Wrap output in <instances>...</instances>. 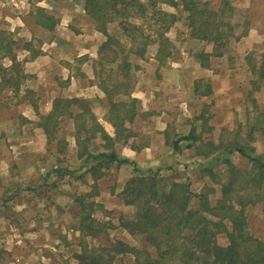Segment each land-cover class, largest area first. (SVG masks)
Listing matches in <instances>:
<instances>
[{
    "label": "rangeland",
    "instance_id": "1",
    "mask_svg": "<svg viewBox=\"0 0 264 264\" xmlns=\"http://www.w3.org/2000/svg\"><path fill=\"white\" fill-rule=\"evenodd\" d=\"M203 1L211 8L225 3L236 9L228 20L236 24L234 34L237 38H229L226 46L221 48L194 39L185 21L186 13L180 7L163 5L164 10L174 12L178 17L167 33L172 41V56L155 68L148 61L155 56L156 45L150 46L144 59L133 58L132 62L138 65L132 80L136 83L135 76L142 78L149 72L168 76L170 101L161 107L155 105V108H165L170 118H179L181 114L191 118L192 133L196 138L186 141L187 150L180 148L166 155L167 147L171 149L170 142L176 136L174 125L180 121L168 122L165 129L168 136L164 138L168 144L163 149L165 157L158 163L162 166L156 171L187 177L194 192H207L213 188L215 192L210 195V201L214 203L220 196V183L228 178L229 164L250 172L248 159L237 151H229L230 145H239L251 156L264 161V76L258 77L260 71L264 74V0H251L253 4L248 7L242 6L244 0H237L235 6L232 0ZM37 7L45 8L55 18L57 23L53 31H42L36 23ZM82 10L80 0H17L16 4L0 0V45L4 39L15 42L10 55L3 57L4 50L0 51V64L10 68L13 65L10 57L15 55L14 63H18L23 74L19 92H14L11 85L2 84L0 74V264H77L73 255L81 251L82 242L97 243L78 229L82 217L81 202L93 203L86 208V216L103 223L111 222L106 224L109 237L105 238L120 239L140 248L144 245L141 237H133L118 226L119 216L132 213L118 195L123 188L117 183L118 168L109 166V173H105L108 176L98 183H89L87 171L78 168L80 165L75 159L78 148L73 144L72 122L63 120L49 142L44 131L36 125L39 114L45 113L50 96H62V74L55 71L56 64L61 66L64 58L73 60V64L90 59L89 52L82 53L84 49L89 50L84 34H92L95 24L85 12L82 15ZM15 15L21 18L18 26L8 19ZM61 27L69 31L62 32ZM146 28L150 31L153 27ZM252 28L254 31L250 32ZM108 31L111 34L118 31L120 35L115 23L109 25ZM241 33L242 36L249 34V40L241 43ZM63 36L74 40L73 48L62 44ZM99 38L105 40L101 32ZM26 42H29L31 52L38 50L50 55L55 63L50 66V71L41 75L24 74V61L30 57V51L24 49ZM98 42L93 45V54ZM219 53L222 55L218 56ZM209 59L215 63H210ZM174 72L186 79L195 78L194 94H187L184 88L181 94L178 93L181 91L178 81L169 76ZM14 74L8 69L5 78L15 77ZM217 74L222 76L215 80L214 91L210 76ZM182 82L185 84L186 81L181 79V85ZM90 100L92 107L99 103ZM184 101L190 103L182 106ZM148 120L131 127L137 132L132 145L137 140L142 141L149 131L154 133L158 124L151 125V119ZM182 125L184 128L178 126V130L183 133L187 122ZM60 140H65L67 145ZM174 153L177 154L175 159ZM62 166L66 168L62 169ZM111 186L114 188L109 194ZM245 215L248 231L264 242V204L258 202L246 206ZM226 240L224 233L217 236L220 244H225ZM132 261L131 255L118 254L113 264H131Z\"/></svg>",
    "mask_w": 264,
    "mask_h": 264
},
{
    "label": "trees",
    "instance_id": "2",
    "mask_svg": "<svg viewBox=\"0 0 264 264\" xmlns=\"http://www.w3.org/2000/svg\"><path fill=\"white\" fill-rule=\"evenodd\" d=\"M80 1L85 13L94 22V28L105 36L98 48L93 73L105 94L109 107L107 119L115 129V139L99 123L91 109V100L85 98L55 97L51 110L39 114L36 125L44 131L49 142L60 123L70 120L78 155H85L86 174L90 172L97 179L100 176L96 173L97 169L127 163L112 151L92 154L88 143L99 136L104 141V149H108L112 140L127 141L129 136L125 135L128 131L125 123L133 121L135 100L117 101L115 97L128 94L132 89V74L138 65L132 62L133 58L144 59L153 45H156L154 57L160 65L172 56V41L167 33L178 17L162 6L180 7L186 13L185 21L191 37L219 48L226 46L229 38H237L234 34L236 24L228 20L236 9L225 3L211 8L203 0ZM36 16V23L41 28L48 31L54 29L57 22L44 8L37 7ZM112 23L117 25L120 35L118 31L115 34L108 31ZM149 26L153 27L150 31L146 28ZM14 43L12 40H2L0 51L4 50L3 57L11 54ZM28 45L29 42H26L24 49L30 51V57H36L38 50L31 52ZM221 55L219 53L218 56ZM11 56L13 65L10 68L0 64L1 82L7 87L11 85L14 92H19V80L23 74L18 63H14L15 55ZM203 66L207 67V64ZM8 69L15 73V77L5 78ZM263 76L260 71L258 77ZM33 108L36 109L35 106ZM195 138L191 131L173 141V149H178V141ZM60 142L67 145L65 140ZM229 151H237L246 157L250 172H243L229 164L228 178L220 183V196L214 203L210 201V195L215 192L213 188L207 192H194L185 176H169L167 171L165 174L152 169L144 172L136 167L133 169L132 177L118 194L132 213L119 216L118 226L133 237H141L144 241L142 248L120 239L105 238L109 237L106 224L110 225L111 222L103 223L86 216V208L93 206V203L81 202L82 217L78 229L82 235L91 237L97 243L82 242L81 251L73 255L77 264H113L118 254L131 255V264H264V242L248 231L245 215L246 206L258 202L264 204V161L251 156L236 144L230 145ZM221 233L227 239L225 244L217 241Z\"/></svg>",
    "mask_w": 264,
    "mask_h": 264
},
{
    "label": "crops",
    "instance_id": "3",
    "mask_svg": "<svg viewBox=\"0 0 264 264\" xmlns=\"http://www.w3.org/2000/svg\"><path fill=\"white\" fill-rule=\"evenodd\" d=\"M237 0H232V3L235 6V2ZM245 2L242 4L243 7H248V6H252L253 2L251 0H244ZM251 2V4H250ZM255 5V4H254ZM264 7V6H263ZM43 8V7H41ZM25 9V8H24ZM257 10V8H255ZM44 10L46 11V9L44 8ZM20 12V11H19ZM47 12V11H46ZM84 9L82 10V15L85 14L84 13ZM86 16V15H85ZM8 19H10V21H12L13 24L15 25H20L19 23H21V18L17 15L9 17ZM84 19V18H83ZM87 19V18H86ZM87 21V20H86ZM94 26H92V34H84V36L86 37V44L85 46L89 48V50L87 51V49H84V52L82 53H88L89 55L88 57H90L89 60H82V63H76L73 64V60L69 59V58H64L62 59V65H58L56 64V70L58 73L60 72L62 74V97H66V98H71V97H79V98H85V99H92V100H98L99 103L98 104H94V107H91L92 111L94 112V114L96 115L99 123L102 125V127L104 128V130L107 132V134L115 139V129L113 127V125L111 124V122L107 119L108 115H109V107L106 101V97L104 92L100 89V87L98 86V80L94 77V73H93V68L94 66H96V62L98 59V48L100 46V44L104 41L103 38H99L100 32H98L95 28H93ZM62 28V32L65 30L66 32L69 31L68 28ZM55 29V28H54ZM73 29V28H72ZM13 31V28L11 29ZM42 31H44V29H41ZM46 32H50L48 30H45ZM53 31V30H52ZM78 31V30H76ZM254 29H250V32H253ZM249 33V31H248ZM78 35H81V33H78ZM252 34H250L251 36ZM98 37V40H97ZM64 39H62V44H65L68 47H71L74 43H73V39L71 38L70 40L68 38H66V36H63ZM96 38L95 41H100L98 43H96L95 45V51L94 54L92 53L93 51V45L95 44L94 39ZM66 39V40H65ZM243 40V42L241 41ZM241 43H244L246 41L249 40V34L242 36L241 39ZM61 42V40H60ZM73 48V46H72ZM78 48V47H77ZM45 51V50H43ZM77 57H80L79 55ZM78 60V59H76ZM213 60V59H212ZM211 59H209L210 63H215L213 62ZM95 61V62H94ZM94 62V63H93ZM148 63L150 65L155 66V68L158 67L159 63L158 61L155 59V57H150ZM55 63H53V60L50 58L49 54H46L45 52L41 54V52L36 56V57H29L28 60L24 61V67H22V69L24 68V74H45L47 71H50V66L53 65ZM97 68H99L97 66ZM170 77H172V79L177 80L178 81V88H181V91H179L178 93H182V89H186V93L190 94H194L195 93V89L193 84L195 81L194 77H188V79H186L187 77H183L182 75H180L179 73H172L169 75ZM218 76H222L221 74H217L214 76H210L211 78V85L213 83V88L212 90L216 91V85H215V80L219 79ZM133 77V76H132ZM136 79V83L131 82L133 84L132 89L129 90L128 94H122V95H118L117 97H115V100L117 101H125V102H129L131 99H133L134 102V118L133 121L131 123L126 122L125 123V128L128 129L127 132H125V135H128L129 137L127 138V141H123V140H112V144H110L111 146L108 149H104V141H102L100 139L99 136H97L96 138L92 139L90 141V143H88V148L89 151L92 154L98 153L100 151H112L119 159H125L127 160V163L121 164L119 165L118 168V178H117V183L118 185H124L133 175V169L135 168V165L137 168H141V169H145L142 171H147L148 169H152V170H158L161 168L162 164L158 165L159 162L163 161L165 155V151L163 150L166 145V143L168 144L167 140L165 141L164 138H166V136H168V133H165V129H167L168 127V122L170 123V121H175L178 122L180 121V123H177L174 125V127H176V136L175 139H172L170 142V146L171 149L169 147H167V149L169 151H167V154L169 156V154L172 151H177L180 148L183 150H187L186 147L187 146V142L188 140H181L178 141V149L174 150L173 149V141H176L179 137L181 136H186L188 135L191 131L193 132V126H192V119L189 117L184 118V114H181L179 116V118L174 119L169 117L168 114V110H166L165 108H161V110H157L155 108L156 106H162V104H167V102L170 101V96L168 95V92H170V85L166 82L168 80V76L166 74H157V73H146L142 76V78H137L135 76ZM181 79L185 82V84L181 85ZM138 80V81H137ZM61 96V95H60ZM57 97V96H50V100H48V106L45 109V113L49 112L52 108V102L53 99ZM188 103H190L189 101H187ZM187 102H183L182 106L185 104H188ZM98 107V109H97ZM154 110H157V112H162V113H158L154 112ZM151 119L152 123H150L151 125H156L158 124V126H156V128H154V133H151L150 131L148 133L147 136L143 135L144 139H142V141L137 140L135 142L134 145H132V141H133V137L135 135H137V132L135 130H132L131 127L134 125H138L140 124V121H146L148 122ZM172 119V120H171ZM186 121L187 122V127L185 130V132H179L178 130V126L181 127L182 129L184 128L182 125V122ZM175 123V122H174ZM183 131V130H182ZM73 136V135H72ZM139 136V135H138ZM74 139V137H73ZM94 141H98L99 143L96 144V142ZM95 143V144H94ZM73 144L76 146L75 143V139ZM183 145V146H182ZM186 145V146H185ZM94 146L96 148L100 147V149H95ZM78 148V147H77ZM177 154L174 153L173 159H175V156ZM76 162L78 163V165H80L78 168L82 169V170H87V166L86 164V159H85V155L84 156H79L77 153L76 156ZM65 161V160H64ZM83 164V165H82ZM82 165V166H81ZM113 166V165H112ZM111 166V167H112ZM66 166H62V169H65ZM68 169H71L69 166H67ZM101 171V173H99V171ZM96 171L97 175L99 176L97 179L93 178L90 175V172H88V176H89V183H98L99 180H102L103 178H105L106 176H108V174H105L106 172L109 173L108 169H98ZM104 171V173H103ZM103 173V174H102ZM96 175V176H97ZM106 175V176H105ZM116 187L117 184H113ZM114 186H111L109 188V194L112 193L111 189H113ZM120 188L116 191H119ZM99 194V193H98Z\"/></svg>",
    "mask_w": 264,
    "mask_h": 264
},
{
    "label": "built area",
    "instance_id": "4",
    "mask_svg": "<svg viewBox=\"0 0 264 264\" xmlns=\"http://www.w3.org/2000/svg\"><path fill=\"white\" fill-rule=\"evenodd\" d=\"M3 2H5V3H14V4H16V2H17V0H2Z\"/></svg>",
    "mask_w": 264,
    "mask_h": 264
}]
</instances>
